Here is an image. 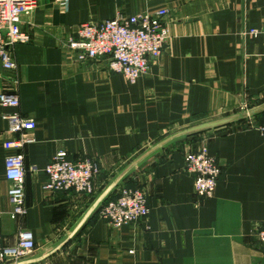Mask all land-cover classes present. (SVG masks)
<instances>
[{
  "label": "crops",
  "instance_id": "1",
  "mask_svg": "<svg viewBox=\"0 0 264 264\" xmlns=\"http://www.w3.org/2000/svg\"><path fill=\"white\" fill-rule=\"evenodd\" d=\"M166 5L167 44L136 82L107 59L79 60L65 41L83 22L133 15ZM264 0H38L23 15L31 41L14 47L16 68H0V224L2 244L22 229L36 249L0 264H264V135L258 119L183 131L264 102ZM34 117L23 134L24 215L12 217L4 142L6 114ZM205 145L221 173L215 193L194 191L185 155ZM90 158L100 172L92 194L44 189L58 152ZM122 185L143 187L150 212L137 223L111 225L99 209Z\"/></svg>",
  "mask_w": 264,
  "mask_h": 264
},
{
  "label": "built area",
  "instance_id": "2",
  "mask_svg": "<svg viewBox=\"0 0 264 264\" xmlns=\"http://www.w3.org/2000/svg\"><path fill=\"white\" fill-rule=\"evenodd\" d=\"M65 7L69 0H55ZM38 0H0V65L12 71L16 68L14 47L18 43H28L32 39L30 32L21 28L23 15L31 12ZM169 15L166 5L138 12L133 15L118 13L114 18L100 21L89 20L79 24L68 36L65 46L79 60L104 58L109 68L121 73L130 82H136L148 73L151 63L162 56L167 44L168 29L165 18ZM252 34L264 33V27L253 28ZM0 104L8 107L20 105L17 93L0 92ZM10 131L22 136L4 142L7 150L5 158L6 177L12 182L9 189V201L12 217L24 215L25 204V163L21 152L29 140L23 133L36 129L38 122L34 117L20 113L6 114ZM264 135V119L254 122ZM186 169L194 175V191L205 198L215 193L221 167L211 156L205 145L191 150L185 155ZM48 178L44 189L51 191L73 190L77 193L92 194L95 191V177L100 172L99 165L90 158L72 160L64 151L54 155L47 164ZM150 212L147 192L140 186L122 185L117 194L107 199L99 209V216L111 225L137 223ZM257 238L264 243V223L257 229ZM3 233L0 224V263L20 258L36 249L33 231L22 229L18 242L14 246L2 244Z\"/></svg>",
  "mask_w": 264,
  "mask_h": 264
},
{
  "label": "water",
  "instance_id": "3",
  "mask_svg": "<svg viewBox=\"0 0 264 264\" xmlns=\"http://www.w3.org/2000/svg\"><path fill=\"white\" fill-rule=\"evenodd\" d=\"M1 67L2 66L0 65V68ZM263 112H264V102L261 103L260 105L256 106V107H252L249 109H243L239 113L193 126L189 129L183 131V134H185V135L197 134L200 132H204L206 130L226 126V125L233 124L236 122H240L242 120L255 117L256 115L261 114Z\"/></svg>",
  "mask_w": 264,
  "mask_h": 264
},
{
  "label": "trees",
  "instance_id": "4",
  "mask_svg": "<svg viewBox=\"0 0 264 264\" xmlns=\"http://www.w3.org/2000/svg\"><path fill=\"white\" fill-rule=\"evenodd\" d=\"M254 118H255V119H258V121H261L262 119H264V112L261 113V114L256 115ZM246 121H247V119L242 120V121H240L239 123H243V122H246Z\"/></svg>",
  "mask_w": 264,
  "mask_h": 264
},
{
  "label": "rangeland",
  "instance_id": "5",
  "mask_svg": "<svg viewBox=\"0 0 264 264\" xmlns=\"http://www.w3.org/2000/svg\"><path fill=\"white\" fill-rule=\"evenodd\" d=\"M245 109H247V108H245ZM252 118H254V117H252ZM249 119H251V118H249Z\"/></svg>",
  "mask_w": 264,
  "mask_h": 264
}]
</instances>
